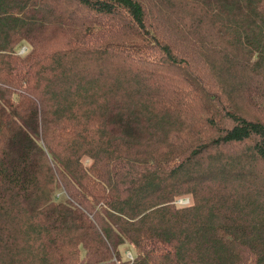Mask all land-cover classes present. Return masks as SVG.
I'll return each mask as SVG.
<instances>
[{
  "label": "trees",
  "instance_id": "1",
  "mask_svg": "<svg viewBox=\"0 0 264 264\" xmlns=\"http://www.w3.org/2000/svg\"><path fill=\"white\" fill-rule=\"evenodd\" d=\"M153 1L0 0V264H264V0Z\"/></svg>",
  "mask_w": 264,
  "mask_h": 264
},
{
  "label": "rangeland",
  "instance_id": "2",
  "mask_svg": "<svg viewBox=\"0 0 264 264\" xmlns=\"http://www.w3.org/2000/svg\"><path fill=\"white\" fill-rule=\"evenodd\" d=\"M148 1L149 2H147V5H148V9H149V15L151 16L152 15V10H154V8H155V1H153V0H148ZM155 12L157 13V11H155ZM26 47H27L26 44L20 46V50L19 51L20 52L25 51L27 49ZM245 109H246V107H245ZM245 115L255 119V117L253 116L254 114L253 115L252 114H245ZM189 202H190V199H189V197L186 196V197L179 198L177 203L182 205V206H184L186 204H189ZM119 249H121V256L123 254L124 258L131 259L133 257L132 256L133 251L130 250V247L124 245V246H121Z\"/></svg>",
  "mask_w": 264,
  "mask_h": 264
}]
</instances>
